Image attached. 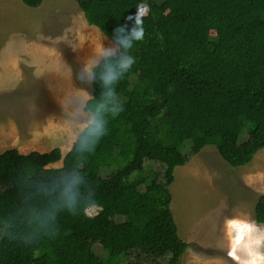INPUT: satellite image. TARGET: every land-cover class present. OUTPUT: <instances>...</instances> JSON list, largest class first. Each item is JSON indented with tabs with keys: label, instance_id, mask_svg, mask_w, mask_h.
Segmentation results:
<instances>
[{
	"label": "trees",
	"instance_id": "16d2710c",
	"mask_svg": "<svg viewBox=\"0 0 264 264\" xmlns=\"http://www.w3.org/2000/svg\"><path fill=\"white\" fill-rule=\"evenodd\" d=\"M42 1L21 0L28 7ZM74 1L110 41L118 25L131 27L125 17L144 18L136 62L116 85L123 111L109 118L108 134L84 164L101 210L94 217L62 213L58 234L32 246L0 242V264H180L186 243L169 208V186L174 168L187 161L184 144L190 154L213 145L231 167L264 148V0ZM91 86L98 98L101 86ZM58 161L68 167L73 154L58 147L1 152L0 205L18 199V170L56 169L49 166ZM145 161L162 166L161 178L145 173ZM106 167L112 169L102 176ZM253 219L264 223V193Z\"/></svg>",
	"mask_w": 264,
	"mask_h": 264
},
{
	"label": "rangeland",
	"instance_id": "374dc122",
	"mask_svg": "<svg viewBox=\"0 0 264 264\" xmlns=\"http://www.w3.org/2000/svg\"><path fill=\"white\" fill-rule=\"evenodd\" d=\"M101 41L111 43L97 27L87 23L74 0H43L37 7H28L21 0H0V118L24 117L17 121L20 140L36 141L28 144L26 151L58 147L64 155L69 150L72 130L62 106L79 103L76 74ZM31 50L42 54H24ZM15 59L23 77L16 80L9 64ZM32 127H41L46 133L29 138ZM245 139L243 131L239 142ZM189 145L187 142L183 147L187 161L174 168L169 186V208L177 234L186 243L180 264H235L228 256L223 222L226 217L254 220V204L264 193V148L248 164L231 167L213 145L204 146L196 154L189 153ZM60 165L58 161L49 167ZM111 169L102 168L100 174L106 176ZM144 170L161 178L159 163L145 161ZM121 220L116 218L117 222ZM92 250L103 258L107 255L100 245Z\"/></svg>",
	"mask_w": 264,
	"mask_h": 264
},
{
	"label": "clouds",
	"instance_id": "9594fccd",
	"mask_svg": "<svg viewBox=\"0 0 264 264\" xmlns=\"http://www.w3.org/2000/svg\"><path fill=\"white\" fill-rule=\"evenodd\" d=\"M125 19L131 27L118 25L111 43L101 41L76 74L80 82L76 89L79 103L62 106L72 130L68 142L73 163L51 170L17 171L12 179L18 199L7 208L0 205V242L32 246L44 237L58 234L62 213L82 212L94 217L101 210L83 169L88 156L108 134L109 118L123 111L116 85L131 71L136 62L132 52L145 39L144 18L130 14ZM93 84L101 86L98 98L89 92ZM223 230L228 256L235 264H264V226L250 219L226 217Z\"/></svg>",
	"mask_w": 264,
	"mask_h": 264
},
{
	"label": "crops",
	"instance_id": "0c3cea01",
	"mask_svg": "<svg viewBox=\"0 0 264 264\" xmlns=\"http://www.w3.org/2000/svg\"><path fill=\"white\" fill-rule=\"evenodd\" d=\"M24 54H26L28 56L35 57V56H39L40 54H42V51L31 50V51L24 52ZM16 57H18V56H16ZM9 64L12 65L14 68L15 80L23 78L22 76H20L18 61H16V59H15L13 61H10ZM4 66H8V65L6 64ZM0 67L2 68V66H0ZM71 79H72V76H71L70 80ZM18 120L22 121V120H24V117L23 118H19L18 116H15V118L8 117L6 120H3L2 118H0V153L7 150V149H11V148L16 149L21 154H26V153H29L31 151L47 152V151H42V150H37V149L26 151V149H27L26 146L28 144L30 146L33 144V142L36 143V141H33V140L30 141V139H27L25 141L20 140V134L18 132V125H17ZM26 126L27 125H25L23 127L24 130H25ZM39 126H42V124H39ZM33 130L36 131V133ZM43 132L44 131L41 127H36L35 129H33V127H32V131L27 133V136L29 138H34V137H37L36 134H41ZM44 133H46V132H44ZM51 136H52V134H51Z\"/></svg>",
	"mask_w": 264,
	"mask_h": 264
}]
</instances>
